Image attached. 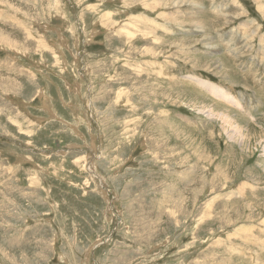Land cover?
I'll return each mask as SVG.
<instances>
[{"label": "rangeland", "instance_id": "rangeland-1", "mask_svg": "<svg viewBox=\"0 0 264 264\" xmlns=\"http://www.w3.org/2000/svg\"><path fill=\"white\" fill-rule=\"evenodd\" d=\"M262 135L264 0H0V264H264Z\"/></svg>", "mask_w": 264, "mask_h": 264}, {"label": "bare ground", "instance_id": "bare-ground-1", "mask_svg": "<svg viewBox=\"0 0 264 264\" xmlns=\"http://www.w3.org/2000/svg\"><path fill=\"white\" fill-rule=\"evenodd\" d=\"M188 1V0H187ZM190 2V1H189ZM192 2V0H191ZM260 6V4H259ZM263 7V6H262ZM143 18V17H142ZM110 20V19H109ZM108 21V20H107ZM141 21V20H140ZM144 21V20H143ZM146 22V21H145ZM124 28V27H123ZM142 33V32H141ZM199 33V32H198ZM214 33V32H213ZM9 36H7L8 38ZM10 39V37L8 38ZM158 40V39H157ZM15 42V41H14ZM207 48V47H206ZM223 48V47H222ZM250 49V48H249ZM241 52V51H240ZM221 60V59H220ZM222 62V61H221ZM218 63V62H217ZM223 64V63H222ZM195 69V68H194ZM193 70V69H192ZM204 77V76H203ZM198 77H195V79H197ZM194 79V80H195ZM222 81V80H221ZM198 83L201 84L202 87L206 88L212 95L216 96L217 98H222L230 103H235V104H240L238 102V100L233 96V94H231V92H229L228 90H226L225 88H223L222 86L211 82L209 80L203 79V78H199ZM234 85V84H233ZM153 88V87H152ZM163 91V90H162ZM165 91H163L164 93ZM208 114L210 116H214L215 114L212 113V111H210L208 109ZM218 113V112H216ZM220 115V114H219ZM224 115V114H223ZM218 116V114H217ZM221 116V115H220ZM219 116V117H220ZM225 116V115H224ZM216 117V116H215ZM223 117V116H221ZM214 118V117H213ZM217 119V118H216ZM231 119H226L225 117L222 118L221 123H222V128L223 130L227 133V132H231V139H238V142L241 140V142L243 143L249 136V134L246 132H244L240 127L239 124L234 123L233 119V123L230 122ZM219 123V122H218ZM252 131V130H251ZM254 131V130H253ZM230 134V133H229ZM255 137V135H254ZM264 135L261 136V138H263ZM241 144V143H240ZM192 147V146H191Z\"/></svg>", "mask_w": 264, "mask_h": 264}]
</instances>
